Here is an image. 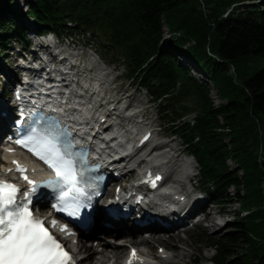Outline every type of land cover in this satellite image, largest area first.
I'll list each match as a JSON object with an SVG mask.
<instances>
[{
	"label": "trees",
	"instance_id": "trees-1",
	"mask_svg": "<svg viewBox=\"0 0 264 264\" xmlns=\"http://www.w3.org/2000/svg\"><path fill=\"white\" fill-rule=\"evenodd\" d=\"M24 3L22 12L15 0H0V57L10 39L26 41L28 21L38 33L59 34L71 22L97 35L103 56L122 57L128 77L146 91L168 131L193 156L197 182L208 197L224 204L232 199L230 190L236 191L244 213L210 239L213 263L264 264V66L255 71L247 66L249 58L264 57V0ZM187 64L209 82L191 76ZM191 98L192 122L181 119Z\"/></svg>",
	"mask_w": 264,
	"mask_h": 264
},
{
	"label": "bare ground",
	"instance_id": "bare-ground-1",
	"mask_svg": "<svg viewBox=\"0 0 264 264\" xmlns=\"http://www.w3.org/2000/svg\"><path fill=\"white\" fill-rule=\"evenodd\" d=\"M46 68H47V65H44L42 67V69H46ZM190 69L194 74L197 73L200 77H202V74L197 72V70L194 67H191ZM56 74L57 73H55V76ZM70 88L73 91V95L72 97H70L69 102H68L69 105L67 106V107H72V109L67 113L68 117L78 120L80 124L86 125L88 129H92L94 126H97L96 123H97L98 118L102 117V115L98 114V111L99 112L102 111L100 104L107 100L108 102H112V100H110L111 95L107 96L105 93H101L102 90L97 89V88L93 89L92 86L91 87L85 86L84 90L82 88H79V89L77 88L74 89L73 87H70ZM58 89L60 90L61 88L59 87ZM56 90L57 88L54 91ZM211 92L213 93V91ZM124 98H127V96L126 97L119 96V102L120 100ZM121 107L119 106L117 108V112L119 113L125 112L129 108V107H126V109H123V107L122 108ZM0 109L3 111L5 110V116H1L0 114V119H1L0 127H1L2 123L4 126L7 125V120L10 118L11 112L10 110H6L8 108L6 109L3 108L1 101H0ZM115 111L116 110H113V112H111L109 116V125H107L105 129H109L111 126L110 124H112L114 128L113 127L111 128L112 130L114 129L118 133L117 134L118 137L125 136L126 139L132 140L133 133L135 130L139 128V126L138 127L136 126L137 123L131 126H128V124L124 126L123 125L116 126L118 116H114ZM127 116H131V113L124 114V116L122 117L123 122H125V120L127 119ZM15 118H18V115ZM0 135H1V132H0ZM115 139L116 138L111 139L110 142L112 143L109 146H112L115 144L116 142L114 141ZM95 145L99 146V144L97 143ZM153 151H155V153H152ZM176 151L177 150L173 147L169 148L168 144L158 145L154 147L151 150V152H149L145 156V158H140L137 162L136 167L132 165L133 163L137 161V158H134V155H133L128 159H124L122 161L123 166L119 170H117L115 173L110 172V176H109L111 178L110 184L111 183L112 184L114 183L115 184H119V183L129 184L130 188L128 190L130 192L133 191V193H136V195L137 193L144 195V203H146L148 201V196L146 194L147 189H144V188H142L141 190L135 189V186L132 183L133 178H134L133 177L134 172L135 174H137V171L140 168H145L146 171H150L154 168H160L161 170H167L168 173L169 172L171 173L180 167V170H183V171H181V173L179 174V177H178L179 180L175 181L176 183L173 181L174 184L168 187L167 192H164V193L161 192V194L157 193L155 194L153 198V202L158 207H153L152 209L157 211L156 213L158 214L161 213L162 216L168 218V221L169 219H171L172 222L170 221V225H172L171 227L172 234L169 235L167 238H162L161 234L159 233H155L149 237L144 236L142 238H136L130 235L131 230L129 227H127V225H123V222H124L123 220H114V219L108 218V221L112 225V227L108 229L102 228L103 229L102 234L104 236L101 233L97 234V232H95V234H97L95 235V237H98L97 239L100 240V241L97 240L98 245H101V248H99L97 253L98 252L100 254L102 253L101 255H97L95 253L93 254L92 251L94 248H93L92 242L90 243V245H85L82 242V240L79 239V242L75 244L73 242V239L71 240L65 239L66 243L68 244L71 250L76 251L78 249H82V252H78V254L80 255H82L84 252L87 253V256L85 260L82 262V264H108L111 261L113 263L112 259H114V261H118L119 263H122L119 259L120 253L124 250L123 247L128 246V244L127 242L125 243L120 242L121 236H124V238L122 237L123 239L127 238V241H129V243L133 246L136 245L139 248L144 247V248L149 249V254H146L144 252H139V255L137 257H134L133 264H171V263L180 264L179 261L189 258V253L184 252V249H186V245L184 243H181L179 245L175 241H178V239L181 237V232H186L184 228L186 227L188 219L190 218L191 214L194 212L196 207L197 206L204 207L207 199L204 195L198 196L197 194H194L193 191L190 193L188 199L186 197L184 198L181 196L184 194L183 190L185 189V186H184L185 178H183V176H190L191 174H193V170L188 169V167L191 164V161L185 160L181 163L177 162L176 158L179 154L178 153L176 154ZM98 153L103 154L104 156H109V155L115 154L116 152L114 151V149H111L110 147L105 145L103 147L99 146ZM6 156L7 154L5 153L4 157ZM8 160H9V157L7 158V161ZM229 162L232 163L231 160L227 161L228 164ZM26 164L29 166L30 171H36V172L38 171V167L36 165L30 164L27 161H26ZM184 169H187L186 172H184ZM12 170H13V167L9 163H7L5 166L0 168V174L1 175L6 174V176L8 177L14 176V173ZM117 173L118 175H120L119 179L115 178L114 176V175H117ZM170 173L168 174L169 178H171ZM133 193L130 194L131 197L134 195ZM169 202H172V204H175V205L170 206V204H168ZM195 203H197V206L195 207L192 206ZM136 212L137 211H133L129 219L135 217ZM205 212L206 213H205L204 220L206 221L207 226L208 227L212 226L216 228L215 225H218L216 221L217 217L215 216L211 218V212H212L211 210L206 209ZM215 212H218V211H215ZM129 219L126 220V222L129 223L130 222ZM131 228L134 230L135 226H132ZM117 229H120L122 232H118L119 230ZM124 234L127 236L125 237ZM107 236L108 237L110 236V237L105 238ZM110 238H114L118 240L110 241L111 240ZM154 242L161 243V247L164 249H169V247L165 246L164 243L175 244V245H178V247H174V249L171 248L172 252H170L169 254L166 251L153 252L152 246L154 245ZM127 249L128 250H127L126 256L128 255L129 246ZM196 259H197L196 257L192 258L193 261H195Z\"/></svg>",
	"mask_w": 264,
	"mask_h": 264
},
{
	"label": "snow or ice",
	"instance_id": "snow-or-ice-1",
	"mask_svg": "<svg viewBox=\"0 0 264 264\" xmlns=\"http://www.w3.org/2000/svg\"><path fill=\"white\" fill-rule=\"evenodd\" d=\"M33 132L35 133V130ZM30 142L33 147L29 150L56 173L55 179L45 182L60 189V203L54 205L56 210L63 212L65 206H68L65 198L69 196V191L64 190L68 187L74 193L71 197L74 212L67 214L78 213L82 206L79 197L83 194V190L77 185L80 183L79 177L82 173L77 169L71 155L63 151L57 141L48 135H33L16 141L17 144L26 147ZM18 170L24 171L19 167ZM23 178L27 180V177ZM18 191L16 185L0 181V264H64L70 259L68 253L63 251V246L50 234L48 228L43 227L44 222L32 217L26 204L17 203ZM33 191L35 188L25 193L26 200ZM52 225H56L55 220L52 221ZM61 231L67 232V226H61ZM68 234L71 235L70 232Z\"/></svg>",
	"mask_w": 264,
	"mask_h": 264
},
{
	"label": "rangeland",
	"instance_id": "rangeland-1",
	"mask_svg": "<svg viewBox=\"0 0 264 264\" xmlns=\"http://www.w3.org/2000/svg\"><path fill=\"white\" fill-rule=\"evenodd\" d=\"M20 0H15L16 2V6L20 11H24L25 9V5L23 4V2H19ZM29 28L28 31L26 33L27 38L33 39L34 37V28L36 27V25L34 24V22L32 21H28L27 22ZM70 24V23H69ZM73 25V24H72ZM71 25V26H72ZM82 30V28H80ZM79 29V30H80ZM85 35L88 34V32L83 31ZM88 36V35H87ZM92 37V35H89ZM93 38V37H92ZM97 41H99V39H95ZM100 49V48H99ZM4 51V50H3ZM1 52V55L4 52ZM101 51V50H100ZM102 54V52H101ZM103 59L104 56L103 54L101 55ZM118 58H121L120 56H117ZM107 62L109 60V66L110 68H117V71L114 70V72L110 73V77H106V81L107 83L110 82L109 85V90H106V95H109L112 93L114 94L115 91L112 90L113 87H117L116 90H120L121 92H119L120 96H125L127 94V98L125 99L126 101H128L130 103V108L127 110V114L128 113H132V112H139L142 114H146L147 115V119L149 121H154V123H156L154 130L156 131L157 135H162L161 137H159V139H157L158 142L161 141H165L167 140V137L170 133L168 131V127L167 125H164L163 120L160 116V113L158 112V107L156 106V104H154L153 102H151V100L149 99V96L147 95V93L145 92V90L141 87H139L135 82L131 81L128 77H126V70L123 68V66H115V63H118L117 61L110 62L111 60L106 58L105 59ZM115 60V59H114ZM0 62L1 64H3L2 62L5 63V59H1L0 58ZM120 64V62H119ZM247 66L249 67L250 71H255L261 67L264 66V57H260V58H249L247 60ZM197 76H199L197 74ZM114 78L115 80L113 81ZM112 82V83H111ZM212 91V90H211ZM210 91V99L212 101V103L218 104V99L217 97H215V94L212 93ZM125 93V94H124ZM186 102V103H185ZM184 102V106L186 109H189L191 113L195 112V99L191 98L188 100H185ZM10 119L7 120V123H10ZM131 126V125H130ZM171 135V134H170ZM169 139V144L168 147H174L177 148L178 151H176V154L178 153L179 157L177 156V162L181 163L182 160H190L192 167H193V173L195 174V177L193 178L191 185H185V189L184 191L186 192V190H190L191 186L194 187L193 189V193L197 194L198 196L200 195H204L207 199L206 201V209L207 210H211V218L213 217H217L216 221L218 225H215V227L209 226V228L207 227L206 221H200L197 225H194L192 227H190L189 223L187 225V231L186 232H181V239L177 238L178 241L177 242L179 245L181 243H184L186 245V249H184V252L189 253V258L188 259H184L179 261L180 264H213L210 261L207 262H203V259H213L214 255H215V251L213 248L209 247V242L210 239L213 238H217L220 237L223 233H225L227 231V226L228 223H230L234 216L238 215H242L244 213V211L241 210V212L239 211V203L236 202V191L235 190H230V195L232 197V199L224 204H218V203H214L212 200H210V198L205 195L203 192L202 187L200 186V184L196 181L197 176H198V172H197V162L195 161V159L193 158V156L188 153V155H185L184 153H186V148L184 147L183 143L180 141L179 138L174 137L173 135L171 137L168 138ZM184 152V153H183ZM2 154V150L0 149V156ZM179 158V159H178ZM0 161H2V158L0 157ZM230 165H232L233 163H230ZM180 171V167L177 168V170H175L174 172L170 173V176H177L178 173ZM135 174V172H134ZM123 182V181H121ZM218 211V212H215ZM190 222V221H189ZM220 223V224H219ZM127 226H130V223H127ZM219 227V228H217ZM118 232H122L120 229ZM125 235V234H124ZM127 235H125L126 237ZM110 237V236H109ZM108 236L105 238H109ZM124 236H121V243H125L127 242L128 245L129 241H127V238L123 239ZM98 237H94L93 236V240L91 241L93 243V254H97V255H101L99 252L97 253V251L99 250V248H101V245H98ZM162 238H167V235L162 236ZM110 241H117L118 239H114V238H110ZM98 240V241H97ZM126 240V241H125ZM85 245H90V242H83ZM165 246L169 247V249H167V253L169 254L170 252H172L171 248L174 249V247H178V245L175 244H170V243H164ZM159 246H161V243H157L154 242V245L152 246V250L153 252H158L159 251ZM128 246L123 247V251L120 253V260L125 257L126 253H127V249ZM144 248V247H143ZM80 252L79 250H76V253ZM82 252V251H81ZM100 257V256H99ZM98 257V258H99ZM196 257L197 261H199V263L196 262H191L193 261L192 258ZM191 262V263H190ZM171 264H175V263H171Z\"/></svg>",
	"mask_w": 264,
	"mask_h": 264
}]
</instances>
